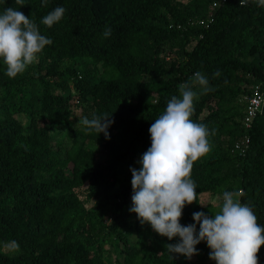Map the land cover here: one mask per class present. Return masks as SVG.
Masks as SVG:
<instances>
[{
  "label": "trees",
  "instance_id": "16d2710c",
  "mask_svg": "<svg viewBox=\"0 0 264 264\" xmlns=\"http://www.w3.org/2000/svg\"><path fill=\"white\" fill-rule=\"evenodd\" d=\"M24 4L0 0V14L16 8L53 43L15 78L0 60V264H215L204 241L190 260L172 258L167 244L179 238L159 236L129 212V169H139L151 145L148 129L196 72L212 91L194 101L192 120L214 134L192 169L197 203L185 206L180 223H194L192 214L206 208L201 193L234 191L264 226V101L244 123L251 87L264 91V7L255 0L212 9L210 0ZM58 6L62 19L43 25ZM94 115H111L110 138L79 123ZM9 240L18 253L3 251ZM258 258L264 264V245Z\"/></svg>",
  "mask_w": 264,
  "mask_h": 264
},
{
  "label": "clouds",
  "instance_id": "9594fccd",
  "mask_svg": "<svg viewBox=\"0 0 264 264\" xmlns=\"http://www.w3.org/2000/svg\"><path fill=\"white\" fill-rule=\"evenodd\" d=\"M239 2L244 6L245 0ZM255 2L264 7V0ZM15 3L25 5L24 0ZM46 5L47 0H42V6ZM64 13L65 9L58 6L41 23L51 28ZM110 34L111 29H106L104 36ZM52 43L32 19L16 8L8 7L0 14V60L6 65L9 78L37 63L39 54ZM197 87L199 91L194 90ZM178 91L179 96L173 95L168 100L165 110L149 127L151 145L137 161L139 169H129L132 177L129 212L135 213L141 225H150L159 236L169 241L179 238L176 243L167 244L172 258L175 254L190 260L199 254L196 245L204 241L210 249L209 259L215 264H258L264 226L258 223L253 208L240 202L242 192L224 191L216 214L194 212V223L186 226L180 223L185 206L197 203L192 169L198 159L210 152L209 136L214 131L210 133L206 125L192 120L194 101L212 91L208 78L196 72L189 82L179 84ZM110 116L84 117L79 123L86 132L103 133L108 139V128L114 122ZM2 248L6 254L20 251L16 240L4 242Z\"/></svg>",
  "mask_w": 264,
  "mask_h": 264
},
{
  "label": "built area",
  "instance_id": "2783aa9c",
  "mask_svg": "<svg viewBox=\"0 0 264 264\" xmlns=\"http://www.w3.org/2000/svg\"><path fill=\"white\" fill-rule=\"evenodd\" d=\"M225 0H210V8H215L216 6L223 3ZM192 22V21H191ZM197 23H202V21L197 20ZM264 101V91H261L258 85H253L251 87L250 95L246 97V107L244 123L246 126L249 125L251 119L261 110L262 103ZM247 139L235 142L234 147L241 149Z\"/></svg>",
  "mask_w": 264,
  "mask_h": 264
},
{
  "label": "rangeland",
  "instance_id": "374dc122",
  "mask_svg": "<svg viewBox=\"0 0 264 264\" xmlns=\"http://www.w3.org/2000/svg\"><path fill=\"white\" fill-rule=\"evenodd\" d=\"M221 201L222 198L220 197V195L217 194L209 195L206 193H201L199 195V204L202 207H206V208H202L200 211L208 215L211 214L214 215L220 210L219 206L222 203Z\"/></svg>",
  "mask_w": 264,
  "mask_h": 264
}]
</instances>
